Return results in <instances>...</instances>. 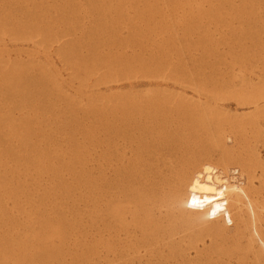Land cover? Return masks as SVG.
I'll list each match as a JSON object with an SVG mask.
<instances>
[{"label": "bare ground", "instance_id": "1", "mask_svg": "<svg viewBox=\"0 0 264 264\" xmlns=\"http://www.w3.org/2000/svg\"><path fill=\"white\" fill-rule=\"evenodd\" d=\"M0 264H264V0H0Z\"/></svg>", "mask_w": 264, "mask_h": 264}, {"label": "rangeland", "instance_id": "2", "mask_svg": "<svg viewBox=\"0 0 264 264\" xmlns=\"http://www.w3.org/2000/svg\"><path fill=\"white\" fill-rule=\"evenodd\" d=\"M116 87H121V86H123L124 85V83L123 82H118V83H115L114 84ZM186 90H188V92H190V90L189 89H186ZM223 103H225L226 105H228L229 107H249V105H238L234 100H228V101H225V102H223Z\"/></svg>", "mask_w": 264, "mask_h": 264}]
</instances>
